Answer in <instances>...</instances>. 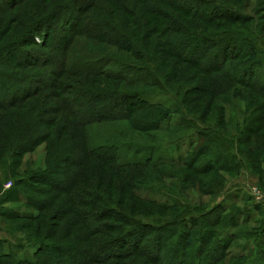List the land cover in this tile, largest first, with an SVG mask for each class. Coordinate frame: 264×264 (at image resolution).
Wrapping results in <instances>:
<instances>
[{
    "label": "rangeland",
    "instance_id": "rangeland-1",
    "mask_svg": "<svg viewBox=\"0 0 264 264\" xmlns=\"http://www.w3.org/2000/svg\"><path fill=\"white\" fill-rule=\"evenodd\" d=\"M219 1L244 11L248 21L204 23L194 14L200 11L196 4L173 0L182 11L173 13L179 25L174 33L162 35L143 14L149 5L139 0H99L100 8L86 9L80 16L107 22L117 35L127 36L129 48L121 50L98 39L88 27L76 36L82 4L73 0H0V251L15 255L2 264H46L52 256L44 253L49 242L66 252L58 253L64 257L60 261L54 258L58 264H181L180 253L186 264H259L255 255L264 251V244L259 246L262 239L249 241L245 236L248 229H261L264 219V205L257 218L246 215L255 204L252 195L264 201V148L245 142L237 129L239 122V130L248 124L245 116L264 105V98L236 90L221 74L204 75L166 53L168 41L179 35L181 27L197 32L256 28L264 40V0ZM159 4L150 6L166 9ZM125 8L138 21L129 18ZM101 56L113 61L108 64ZM76 63L88 64H77V69L94 66L93 76L70 71ZM121 63L148 67L147 78L135 83L140 72ZM65 65L67 74L59 76ZM121 75L126 81L116 80ZM256 82H264V73ZM158 89L171 95L148 94L147 103L177 112L161 130L139 123L157 118L151 110L134 118L83 124L92 119L88 108L96 107L99 117L118 116L139 108L142 101H130L138 90ZM108 97L114 101L108 102ZM71 107L78 108L77 116L68 113ZM258 115L254 112L251 118ZM182 117L181 129L175 124ZM198 129L217 134L239 159V166L220 170L219 162L217 168H201L206 159L202 157L194 169L179 167L191 154L186 135L193 138ZM173 140L181 143L177 151L169 144ZM237 147H252L256 154L248 160L236 154ZM16 186L19 195L14 193ZM232 193L239 197L227 198ZM224 200L225 209L220 207ZM165 202L169 207L160 208ZM237 215L233 229L238 231L229 227L224 232L223 251L199 252L202 259L196 261L193 251L179 246L178 241L199 228V222L220 234L225 218L235 220ZM247 216L251 218L241 224ZM194 236L193 249L201 241L200 234Z\"/></svg>",
    "mask_w": 264,
    "mask_h": 264
},
{
    "label": "trees",
    "instance_id": "trees-1",
    "mask_svg": "<svg viewBox=\"0 0 264 264\" xmlns=\"http://www.w3.org/2000/svg\"><path fill=\"white\" fill-rule=\"evenodd\" d=\"M198 8H200V11L196 10L194 13L197 19L201 20L204 23H212L215 21H232L233 23H242L244 21H248V15L244 13V11L240 9H236L232 7L231 5L225 4L224 2H221L219 0H190ZM74 3H77L78 5L82 4L81 10H78V18L76 19V25L75 28L77 30L76 36L81 35V31L86 29L87 27L91 31H96V35L99 36L98 39L109 42L110 44L118 45L121 50H124L125 48H129V40L128 37L125 36L122 33L115 32L116 30L110 26L107 22H92V20L85 19L84 17L80 16L81 14H84L83 11L86 10L90 12L89 10L92 9H98L100 8L99 5L101 3L99 0H73ZM82 2V3H80ZM143 6L149 5V7L144 9L143 14L148 18V21L153 25V28L157 29L160 34L165 35V34H172L175 32L174 27H178L179 21L178 19L173 15L174 12H182L180 10V6H177L174 4L173 0H146L143 2L142 0H139ZM159 2L160 6L166 7L164 9L163 7L157 8L156 6L152 5V3ZM67 6H63L62 8H66ZM70 8V7H69ZM68 9V8H67ZM126 12H128V17L129 18H134L135 21H138V16L133 15V12L130 10H127L125 8ZM171 10V11H170ZM65 11V10H64ZM85 12V11H84ZM192 17V14H189ZM103 28L105 30H108L110 33L114 34L113 36L109 37L106 34H102ZM174 28V29H173ZM256 28L251 29L250 31H234V30H219V31H207V32H197L195 30H190L187 28H182L178 30L177 32L179 35L177 37H172L168 41V44L166 46V53L169 55V57L174 58L175 60L179 61L180 63L186 64L190 67H193L196 69L198 72L208 75V74H221L236 90H245V91H252L264 98V82L263 83H257L256 78L260 75L263 74L264 71L261 69H264V40L260 38L259 34L254 30ZM80 32V33H78ZM84 33V32H83ZM108 38V39H107ZM159 45V43H158ZM135 52L138 53V55H141V52L135 48ZM132 51V50H130ZM164 54V57H166L167 54ZM167 55V56H168ZM102 57V56H101ZM138 57V56H136ZM142 57L139 58H143ZM102 58L107 59L106 62L110 64L113 59H108V57L104 56ZM103 62V61H102ZM77 64H82V65H88L84 63H76L72 65V68L70 71H73L74 73L82 70L83 72H88L89 75L93 76V69L94 66L91 68H85V67H79L77 69ZM80 65V66H82ZM121 67H131L134 69H137V72L139 71L140 73L138 74V78L136 79L135 83L141 82L145 78H147L146 74V69L148 67H142V66H135L130 63H121ZM147 66V65H146ZM64 67V70L60 73L59 76L67 74V65L62 66ZM90 69V70H88ZM150 71V70H149ZM105 73L104 71H100L99 74ZM96 76V75H95ZM123 78V79H122ZM126 78L122 77L121 78H116V80H121V81H126ZM129 84H134V83H129ZM153 86L159 85L158 80H154L152 83ZM222 90L225 89L223 86L221 88ZM28 91L24 92L22 95L25 98L27 95ZM88 94H93L94 98V92H91L88 90ZM150 94L151 96L154 94H160V95H171L169 91L166 89H158L156 91H145V90H138V93H135L136 96L133 97L130 101L135 102L136 100L142 101V104L139 106L138 109L131 111L127 110L126 112H123L121 114H118V116H113V115H105V117H99L102 116L98 113H96V107L93 109L88 108V111H93L90 115L89 121H86L83 124H89L93 122H100L103 121L104 119H108L109 117L115 119H129V118H134L135 115H139L141 111L143 110H151L153 111V114L157 113V118L153 120L150 124L145 122L144 119L140 121L139 123L145 124L147 129H154V130H161L162 124L166 122L171 116L177 115L176 111L170 110L169 107H165L162 104H153V103H147L146 101V95ZM71 94L70 96H72ZM83 95V94H80ZM106 96V95H105ZM87 100L91 102L93 100L92 98H88L86 96ZM99 99V98H95ZM108 102L109 101H114V98L108 97L107 98ZM12 102V101H11ZM111 103V102H110ZM131 103V102H130ZM255 109H253L252 113L248 114L245 116L246 122L248 124L239 130V127L241 126V122L238 125V136L243 137L245 136V142L252 141L251 144H254L256 147H262L264 148V105H257ZM254 112H258L259 115L258 117L251 118V114ZM68 113H71L73 115L78 114V108L71 107V109L68 110ZM81 114V113H80ZM135 116V117H137ZM143 118V115H141ZM183 117L182 120L178 121L175 126L177 127L181 126V129L184 128L183 123ZM79 122L80 118H79ZM189 129H197L193 124H189ZM199 130V129H198ZM195 136L193 138H190L189 135L190 133H187V141L189 142L188 147L189 150L188 152H191L190 155H187V159L183 160L184 164L179 165V167H187V168H195L197 166V163L199 160L204 157L206 158L204 163L201 165V168L203 167H208L210 166L212 169L217 168L218 165L221 163L220 170H228L229 168H232V166L236 169L239 166V163L236 162L237 157L233 156L230 148L225 146L224 144L220 143V139L218 140L217 134H209L207 132H204L202 130H199L198 132H195ZM212 137H211V136ZM0 141H3V139H0ZM195 141V142H191ZM237 141V140H236ZM191 142V143H190ZM241 144L242 142L239 141ZM169 144L173 145L172 148H174L176 151L179 150L180 144L177 142V140H173V142H169ZM178 146V147H177ZM229 147L234 148V144L228 143ZM232 148V149H233ZM142 151L146 152H153L151 149H145ZM168 151V150H167ZM166 152V151H165ZM254 148H248V150H244L241 148H236V154L241 153L243 156L247 157L248 160H252ZM182 153V152H181ZM209 157H206V156ZM261 156V155H259ZM257 157V161L261 160V157ZM264 157V152L263 156ZM207 160V161H206ZM172 162L173 165V161ZM220 162V163H219ZM181 164V163H180ZM226 164V167H225ZM236 164V167L234 166ZM134 165V164H131ZM197 169V168H196ZM20 186V184H19ZM16 191L14 193H18L17 189H19L17 186L15 187ZM235 194H229L227 196L230 197V199L235 200ZM6 199L8 197H5ZM226 198V200H227ZM145 200V199H143ZM224 200L222 204H220L221 208H224L227 206V202ZM239 200V199H237ZM233 203V202H232ZM28 205V203H26ZM160 208H168L169 203L165 202ZM255 212L250 213L251 210L246 215L254 214L251 215L252 218H256L257 212H259L260 205L254 204ZM82 215V214H81ZM233 216V215H232ZM228 218V220L225 218L224 220V226L221 230L222 232L220 234H216V232H212L209 229V225L205 224L203 221L201 223L199 222L198 225L200 224V227L195 229V230H190L188 232V235H184L183 239L181 241H178L179 246H182V250H190L193 251L191 253L194 254L195 258H197L196 261H200L202 259V254L199 252L202 251H216L220 250L223 251L224 248V243H223V236L224 232L226 230H229L230 228H234L236 225V221H239V216L237 215V219L233 220V217ZM20 218H29L26 216H17ZM251 217H246L242 218L241 224H244L248 221L249 218ZM257 220V219H256ZM217 222L211 224L215 225ZM230 225V226H229ZM261 229L260 228H254V229H248L246 232L245 239L248 238L250 241L251 239H254L256 236H258V239H264V219L261 221ZM227 227V228H226ZM230 227V228H229ZM236 232L238 231L237 229H233ZM232 231V230H231ZM232 233V232H231ZM195 234H200V246H196L194 248V236ZM231 236H233L231 234ZM261 240V243L259 246L262 247V244H264V241ZM257 242V241H256ZM259 242H257L258 244ZM47 244V243H46ZM40 244L39 246H41ZM208 247L206 249L205 247ZM58 245H53L52 243H48L47 245L44 246V253L50 252L52 256H50V260L46 259L45 263L46 264H54L57 263L54 261V258H56L58 261L63 259L64 257H61L59 255V252H62L64 254L65 251H58L57 248ZM227 251V248L224 249ZM66 253V252H65ZM184 253L179 254L178 258V263L181 264H186L181 258L183 257ZM220 255H222L220 253ZM256 258L258 259L259 264H264V251L260 255V252H258L256 255ZM15 255L8 256L5 255L2 251H0V264H2L3 260H14ZM262 260H261V259ZM216 260V259H215ZM214 260V262H215ZM43 261L44 260H40ZM48 261V262H47ZM20 262V261H19ZM88 262V260H87ZM85 262V263H87ZM19 264H25L24 262H20ZM58 264V263H57ZM81 264V263H80ZM89 264V263H88ZM248 264V263H246Z\"/></svg>",
    "mask_w": 264,
    "mask_h": 264
},
{
    "label": "built area",
    "instance_id": "built-area-1",
    "mask_svg": "<svg viewBox=\"0 0 264 264\" xmlns=\"http://www.w3.org/2000/svg\"><path fill=\"white\" fill-rule=\"evenodd\" d=\"M7 188V186H6ZM254 201H255V204H259V205H264V201L261 200L260 198L256 197L255 195H252Z\"/></svg>",
    "mask_w": 264,
    "mask_h": 264
},
{
    "label": "crops",
    "instance_id": "crops-1",
    "mask_svg": "<svg viewBox=\"0 0 264 264\" xmlns=\"http://www.w3.org/2000/svg\"><path fill=\"white\" fill-rule=\"evenodd\" d=\"M236 196L239 197V194H236ZM252 210H253V212H255V209H253V207H252ZM252 210H251V211H252ZM258 214H259V212H257V215H258ZM256 218H257V217H256Z\"/></svg>",
    "mask_w": 264,
    "mask_h": 264
}]
</instances>
